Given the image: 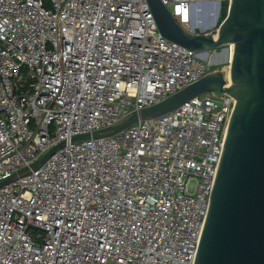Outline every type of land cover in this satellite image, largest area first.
<instances>
[{"label":"built area","instance_id":"obj_1","mask_svg":"<svg viewBox=\"0 0 264 264\" xmlns=\"http://www.w3.org/2000/svg\"><path fill=\"white\" fill-rule=\"evenodd\" d=\"M159 1L199 33L231 0ZM210 66L146 0H0V182L28 169L0 186V264H194L235 99L93 135Z\"/></svg>","mask_w":264,"mask_h":264},{"label":"water","instance_id":"obj_2","mask_svg":"<svg viewBox=\"0 0 264 264\" xmlns=\"http://www.w3.org/2000/svg\"><path fill=\"white\" fill-rule=\"evenodd\" d=\"M146 1L160 34L203 59L210 49L216 53V48H221L229 62L228 44L233 43L228 65L230 85L224 89V73L214 70L161 102L133 111L102 135L93 136L114 135L138 120L161 117L203 92L231 95L235 105L194 264H264V0H231L219 24L207 23L199 33L184 30L159 0ZM215 32L217 37H213ZM27 172V168L19 171L0 186Z\"/></svg>","mask_w":264,"mask_h":264},{"label":"rangeland","instance_id":"obj_3","mask_svg":"<svg viewBox=\"0 0 264 264\" xmlns=\"http://www.w3.org/2000/svg\"><path fill=\"white\" fill-rule=\"evenodd\" d=\"M224 5H225V3H223V5H222V9L223 10L225 9ZM203 10H202V16H206L207 14L204 13ZM220 17H221L220 14L217 15L214 12L213 16H211L210 18L208 16L207 18H208V22L210 21L209 24L211 23V24H215L217 26L219 24L220 20H221ZM210 30H211V28L208 29L207 32L210 31ZM204 60H206L209 63L210 62L212 63L211 66H210L211 70H213V71L214 70H221L222 73H224L226 79L229 80V69L227 67L229 64L225 60V50L224 49L216 48V53H214L213 50L210 49L208 51L207 58L204 59Z\"/></svg>","mask_w":264,"mask_h":264},{"label":"bare ground","instance_id":"obj_4","mask_svg":"<svg viewBox=\"0 0 264 264\" xmlns=\"http://www.w3.org/2000/svg\"><path fill=\"white\" fill-rule=\"evenodd\" d=\"M207 17H208V15H206V16H202V22L200 23V26H201V25H206V24L208 23V18H207ZM213 37H217V33H216V32H215V34H214ZM230 45H231L230 50H229V48H228L229 62L231 61V59H232V57H233V51H234V44L231 43ZM225 54H226V52H225ZM229 62L227 61L228 64H229ZM227 67H228V69H229V66H227ZM228 85H230V82L228 83Z\"/></svg>","mask_w":264,"mask_h":264},{"label":"trees","instance_id":"obj_5","mask_svg":"<svg viewBox=\"0 0 264 264\" xmlns=\"http://www.w3.org/2000/svg\"><path fill=\"white\" fill-rule=\"evenodd\" d=\"M225 3V9L223 10L222 8H221V13H220V15H221V20L225 17V15H226V13H227V2H224ZM223 5V4H222ZM223 10V11H222ZM220 20V21H221Z\"/></svg>","mask_w":264,"mask_h":264}]
</instances>
